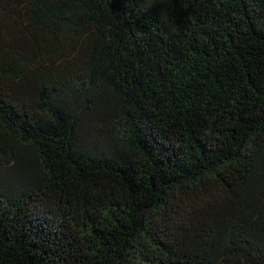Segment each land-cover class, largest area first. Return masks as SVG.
<instances>
[{
    "label": "trees",
    "instance_id": "obj_1",
    "mask_svg": "<svg viewBox=\"0 0 264 264\" xmlns=\"http://www.w3.org/2000/svg\"><path fill=\"white\" fill-rule=\"evenodd\" d=\"M0 264H264V0H0Z\"/></svg>",
    "mask_w": 264,
    "mask_h": 264
}]
</instances>
